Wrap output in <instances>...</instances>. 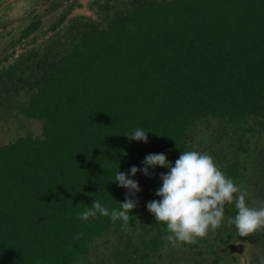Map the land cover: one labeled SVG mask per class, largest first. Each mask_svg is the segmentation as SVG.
Segmentation results:
<instances>
[{
    "label": "trees",
    "instance_id": "trees-1",
    "mask_svg": "<svg viewBox=\"0 0 264 264\" xmlns=\"http://www.w3.org/2000/svg\"><path fill=\"white\" fill-rule=\"evenodd\" d=\"M31 1L0 33V264H166L147 204L169 169L130 173L151 153L264 183V0ZM118 171L140 223L78 219L95 199L119 209Z\"/></svg>",
    "mask_w": 264,
    "mask_h": 264
},
{
    "label": "clouds",
    "instance_id": "clouds-1",
    "mask_svg": "<svg viewBox=\"0 0 264 264\" xmlns=\"http://www.w3.org/2000/svg\"><path fill=\"white\" fill-rule=\"evenodd\" d=\"M147 133L137 128L124 136L130 141L148 143ZM142 163V169L131 167L132 177L141 171L148 176L149 170L156 167L169 169L168 172L159 174L162 185L155 195L162 199L149 201L147 208L157 223L166 224L169 235L165 239L173 245L195 244L197 238H206L210 232H215L225 220L226 205L234 204L237 209L235 217L229 218L227 223L229 226L235 225L240 237H248L264 230V206L250 207L246 203L247 190L226 176L211 155L182 151L173 164L164 153H151ZM114 182L127 189L125 200L119 203V209L109 210L95 199L77 218L87 221L100 214L110 217L113 222L121 220L125 225L133 219L140 223L139 218L132 215L139 203L135 198L136 193L142 191L139 182L121 171L116 173ZM37 264L40 262L37 261ZM259 264H264V257L260 258Z\"/></svg>",
    "mask_w": 264,
    "mask_h": 264
},
{
    "label": "flooded vegetation",
    "instance_id": "flooded-vegetation-1",
    "mask_svg": "<svg viewBox=\"0 0 264 264\" xmlns=\"http://www.w3.org/2000/svg\"><path fill=\"white\" fill-rule=\"evenodd\" d=\"M246 186V190L250 188L246 203L255 208L264 206V183L251 181ZM226 207L220 228L206 238H197L191 246L180 243L176 248L174 245L166 251V264H259L260 258L264 257V230L240 237L235 225L227 223L229 218L235 217L237 209L234 204Z\"/></svg>",
    "mask_w": 264,
    "mask_h": 264
},
{
    "label": "rangeland",
    "instance_id": "rangeland-1",
    "mask_svg": "<svg viewBox=\"0 0 264 264\" xmlns=\"http://www.w3.org/2000/svg\"><path fill=\"white\" fill-rule=\"evenodd\" d=\"M85 8L87 0H78ZM34 1L31 0H0V33L6 32L9 30L7 21H18V19L24 17L25 13H30L33 9ZM47 18H45V21ZM49 20V19H48ZM45 21L42 20V24H45ZM13 24V23H10ZM9 24V25H10ZM8 27V28H7ZM9 41L0 37V59L4 54V48L7 46ZM5 140V139H4ZM242 189H245L247 186H239ZM247 191L250 192V188H247ZM177 248V246H176ZM175 248V249H176ZM170 249V248H169ZM228 264V263H226Z\"/></svg>",
    "mask_w": 264,
    "mask_h": 264
}]
</instances>
